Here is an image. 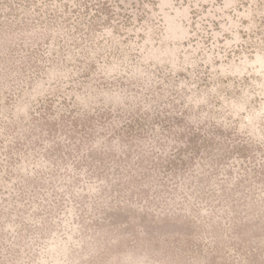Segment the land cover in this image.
Instances as JSON below:
<instances>
[{"label":"rangeland","instance_id":"1","mask_svg":"<svg viewBox=\"0 0 264 264\" xmlns=\"http://www.w3.org/2000/svg\"><path fill=\"white\" fill-rule=\"evenodd\" d=\"M0 264H264V0H0Z\"/></svg>","mask_w":264,"mask_h":264}]
</instances>
